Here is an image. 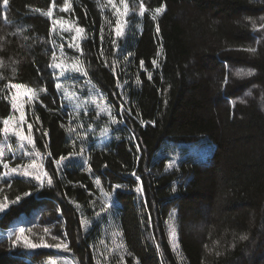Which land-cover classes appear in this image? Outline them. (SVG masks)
Segmentation results:
<instances>
[{
  "label": "trees",
  "instance_id": "obj_1",
  "mask_svg": "<svg viewBox=\"0 0 264 264\" xmlns=\"http://www.w3.org/2000/svg\"><path fill=\"white\" fill-rule=\"evenodd\" d=\"M126 3L132 22L117 39L104 0H68L67 11L65 0H9L7 7L0 0V142L11 114L9 88L31 89V147L47 173L41 187L1 179L0 168V200L8 204L0 213V264H47L57 260L53 246L61 242L76 264H260L264 0ZM52 7L50 20L44 13ZM57 20L84 29L76 50L63 49L84 71L73 84L91 88L79 91V110L62 100L50 66L64 45L52 34ZM95 96L103 107L91 103ZM177 145L213 151L170 168ZM81 153L83 167L55 165ZM99 193L113 197L112 224ZM107 234L114 235L110 242ZM22 238L49 247L29 250Z\"/></svg>",
  "mask_w": 264,
  "mask_h": 264
},
{
  "label": "rangeland",
  "instance_id": "obj_2",
  "mask_svg": "<svg viewBox=\"0 0 264 264\" xmlns=\"http://www.w3.org/2000/svg\"><path fill=\"white\" fill-rule=\"evenodd\" d=\"M106 3L107 11L109 12L110 18L114 19L115 25H114V37L117 39H123L131 25L132 22V12L128 8V15H120V13H123L124 11V5L120 3V0H104ZM126 3V0H125ZM127 4V3H126ZM115 5V7L113 6ZM66 7L64 5L61 10H63ZM52 14H53V7ZM119 9V12L117 11ZM64 11V10H63ZM48 18L52 20V16ZM120 21V27L122 29V35L120 37L116 36L115 29L117 27V21ZM78 28H76L73 24L66 22V21H54L53 22V30L52 34L55 37L56 40L61 41L64 45L61 46V49L55 48V58H53V64H61L62 68H54L52 67V70L56 77V88L57 84H60L61 87L57 88L60 96L62 97V100L67 102V106L72 107L74 110H79L78 106L83 105V101L79 97V91L85 89L87 87L91 90L89 87L88 82H83V87H80L78 90L75 84H73V80L71 78H74L75 76H81L83 77L84 71L82 66L72 57H70L69 54L65 53L63 51L64 48L69 49H77L76 45L81 42L82 40V34L80 32H77ZM73 45L72 47H69V45ZM75 49V50H76ZM72 50V51H73ZM79 69V70H77ZM79 88V87H78ZM10 90V103H11V114L7 118L10 120V124L8 126L9 131L7 136L4 133L3 129V139L0 142V152L3 153L2 156H0V168L3 171V174H1V179H9L11 177H22L27 178L29 180L34 181L35 183L40 184L34 177V175L25 176L23 174L25 167L28 165L33 164V162L37 165L39 168L42 166V172L44 171V158L41 157V155L37 154L31 147V144L27 142V140L21 141L19 137L15 135V132H20V134L24 137H27L29 135V128H28V121H27V110L28 108L36 102V95H33L34 92L31 90V92L28 91V89L20 87V88H9ZM94 94V92H93ZM15 97V102L18 105L17 109L12 108L13 98ZM105 101H103L98 96L91 98V103L97 105L98 107H103ZM102 112H104L102 110ZM106 116L109 117L110 113L109 111H106ZM23 114L24 120L23 122L20 121V116ZM5 128V125H4ZM32 129H31V138H32ZM33 141V139H32ZM23 145V146H22ZM172 149V148H171ZM186 149V150H184ZM174 153H169L170 162L169 167L172 168L176 165L177 161H179L181 158H184L187 155L193 156L198 161H204L206 160L213 151V146H206V145H177V147H174ZM25 152H28L29 154L27 156L24 155ZM86 158H84L83 154L78 155H71L67 157L66 160L61 161V164L59 168H64L65 163L70 162L72 165H81L82 167L86 165L85 163ZM17 162V164H15ZM3 163H8L9 169L16 168L19 166L18 171L16 173H12L9 171V169H5L3 167ZM56 166L57 163L55 164ZM169 168V169H170ZM29 172H33L34 169L29 168ZM7 173V174H6ZM46 181V176H42V182L44 183ZM96 197V196H95ZM97 200L101 204L102 208H105L106 204H110L111 207L108 209L103 210L104 213H106L108 222L112 224V217H113V210H114V203H113V197H111L109 194L106 193H99V196H97ZM6 205L4 207L3 211H5L8 207V204L0 200V206ZM3 211H0L3 212ZM170 225H174L173 222L168 223V237L171 249L174 252H177L178 246L174 249L173 242L170 237ZM175 226V225H174ZM176 230V228H175ZM109 242L113 239L114 235L107 234L106 235ZM18 237V235H17ZM20 239V237H19ZM23 242L25 243L26 239L22 238ZM176 244H177V233H176ZM27 248V247H26ZM42 248H36V249H29V250H39ZM119 249V248H118ZM54 251L58 254L57 260H53L48 262L47 264H76V262L71 257L70 253L68 251L64 250H58L54 249ZM113 252H118L117 250H114ZM261 259V258H260ZM260 264H264V257L260 260Z\"/></svg>",
  "mask_w": 264,
  "mask_h": 264
},
{
  "label": "snow or ice",
  "instance_id": "obj_3",
  "mask_svg": "<svg viewBox=\"0 0 264 264\" xmlns=\"http://www.w3.org/2000/svg\"><path fill=\"white\" fill-rule=\"evenodd\" d=\"M8 2H9V0H3V4H4L5 7L8 6ZM67 3H68V0H65L66 7L63 9L64 11H67L68 10L67 9ZM120 3L124 5V11H123V13H120V15H125V16L128 15V5L125 3V0H120ZM113 6L115 7V5H113ZM117 11L119 12V9H117ZM145 11H146L145 6H144L143 3H141L140 4V15L142 16L145 13ZM164 11H165L164 6L163 5L160 6L159 8H157L155 10V15L152 16V19L155 20L156 19V16H158L160 13H162ZM44 14L47 15V16H49V17H51L52 16V9L49 8L48 12L47 13H44ZM76 31L82 33V32H84V29L83 28H78ZM157 32H159V28L158 27H157ZM115 33H116V36L117 37H120L122 35V29L120 27V21L119 20L117 21V27L115 29ZM114 43H115V41H114ZM72 46L73 45H71V44L69 45V47H72ZM76 47H79V45L77 44ZM248 51H253L254 52L255 49H248ZM53 57L55 58V53H53ZM153 63H155V61H153ZM141 64H143V62H141ZM50 66L51 67H54V68H62V65L61 64H53V65H50ZM77 70H79V69H77ZM252 74H253L252 70H249L247 72L241 71V72H237L236 73L237 76L252 75ZM12 87H14V88H20L22 86L21 85H15L14 84V85H12ZM60 87H61V85L60 84H57V88H60ZM28 91L31 92V89H28ZM33 95H35V94H33ZM12 108L13 109H17L18 108V105L15 102V97L13 98ZM23 120H24V116H23V114H21L20 121L23 122ZM3 124L5 125L4 133L7 136L8 131H9L8 126L10 124V120L9 119L3 120ZM28 128H29V135L27 137L22 136L20 134V132H18V131L15 132V135L17 137H19V139L21 141L27 140V142L29 144H32L33 143L32 138H31V128H32V125L29 124L28 125ZM105 131H107V130H105ZM28 154H29L28 152H25L24 153L25 156H27ZM2 155H3V153L0 152V156H2ZM66 159H67V157H61V160L60 161H56L58 167L60 166L61 161L66 160ZM3 167L5 169H9L8 163H3ZM18 168H19V166H17L16 168H11V169H9V171L12 172V173H16L18 171ZM29 168L34 169V171L33 172H29L28 171ZM41 169H42V166H40L38 168L37 165L33 162V164L28 165V166L25 167V170H24L23 174L25 176L34 175L35 179L40 183V186L43 187L42 176H47V173L46 172H42ZM133 175H135V173H133ZM47 182H48L49 185H51V183H52L51 178H49ZM97 183H99V181H97ZM117 187H119V186H117ZM137 191H140V189L138 188ZM173 191H175V189H173ZM24 195H29V193H25ZM17 199H19V198H17ZM4 207H6V205L0 206V211H3ZM110 207H111L110 204H106L105 205V208L102 209V211L105 210V209H108ZM97 215H99V213H97ZM169 228H170V237H171V240L173 242V247L175 249L177 247V244H176V230H175V226L174 225H170ZM24 231H25L24 228H20L19 229V232L21 234H23ZM47 231H48V229H45V232H47ZM114 235H118V233L117 234H114ZM17 239H19V237H17ZM53 239H56V237H53ZM241 239H247V237L246 236H241ZM25 247H27L29 249H36V248H39V247H49V245L48 244H44V243H41V244L31 243V242H29V241L26 240L25 241ZM53 247H55L58 250H64V251H68L69 250L68 244L66 242H61L60 244H56Z\"/></svg>",
  "mask_w": 264,
  "mask_h": 264
}]
</instances>
